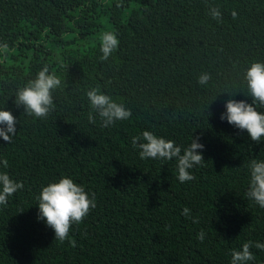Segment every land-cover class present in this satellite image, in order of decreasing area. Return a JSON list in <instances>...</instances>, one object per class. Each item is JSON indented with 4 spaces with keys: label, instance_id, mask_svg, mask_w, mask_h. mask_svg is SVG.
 Wrapping results in <instances>:
<instances>
[{
    "label": "trees",
    "instance_id": "trees-1",
    "mask_svg": "<svg viewBox=\"0 0 264 264\" xmlns=\"http://www.w3.org/2000/svg\"><path fill=\"white\" fill-rule=\"evenodd\" d=\"M105 32L119 46L101 60ZM255 62L264 63V0H0V110L18 121L11 143L0 137V172L24 184L0 205V264H232L248 241L246 264H264L254 246L264 244V208L247 196L264 137L221 120L229 99L254 102L245 77ZM45 66L62 83L38 118L16 95ZM97 86L131 117L103 127L87 97ZM144 131L182 153L199 138L195 179H177L176 158L141 159L132 141ZM64 177L96 207L55 241L38 197Z\"/></svg>",
    "mask_w": 264,
    "mask_h": 264
},
{
    "label": "clouds",
    "instance_id": "clouds-1",
    "mask_svg": "<svg viewBox=\"0 0 264 264\" xmlns=\"http://www.w3.org/2000/svg\"><path fill=\"white\" fill-rule=\"evenodd\" d=\"M211 15L215 19L221 18L218 8L211 9ZM236 13L233 12V17ZM119 40L113 32H105L101 37L102 52L101 60H108L112 53L118 48ZM5 50L7 45L2 46ZM211 79L207 73L201 74L198 82L206 84ZM250 94L254 102L264 105V63H252L246 71V77ZM61 79L49 71L45 66L34 80L21 88L16 95L17 106L23 105L27 115H35L38 118L46 117L54 108L53 90L61 86ZM87 97L91 107L103 120V127L112 126L118 120H126L131 117L132 112L123 103H117L112 97L101 92L99 86L87 92ZM254 102L249 104L245 101L229 99L225 103L226 113L221 115V120H227L231 125L240 130H246L254 142H261L264 137V113L257 111ZM89 121L95 122L93 115L89 114ZM18 121L10 111L0 110V137L4 141L11 143L17 135L16 124ZM6 126V127H3ZM143 139V143H139ZM133 146L140 149L141 159H166L171 161L176 158L178 177L183 183L191 181L195 177L190 173L195 165L205 162L201 154L204 145L199 143V138H192L190 146L183 150L177 146L175 141L165 140L155 136L149 131H144L142 138L133 137ZM3 166L7 167V160ZM250 187L247 196L261 208H264V160L253 159L250 164ZM23 182L13 180L7 172H0V205H7L8 198L18 190L23 189ZM39 216L38 219L46 220L47 226L55 232V241H64L68 238L72 225L79 224L89 214L90 210L96 207L94 194L85 191V188L75 183L71 178L64 177L56 183H50L43 187L38 197ZM182 214L190 216V210L185 207ZM205 233L202 230L197 235V239L203 241ZM75 247V241H71ZM256 248L264 250V244L256 242ZM253 242L248 241L242 245L241 250L232 252V264H246L254 260L255 257L250 249Z\"/></svg>",
    "mask_w": 264,
    "mask_h": 264
}]
</instances>
